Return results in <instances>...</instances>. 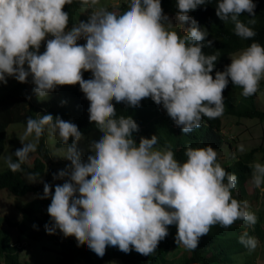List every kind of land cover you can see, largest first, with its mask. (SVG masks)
<instances>
[{
  "label": "clouds",
  "instance_id": "obj_1",
  "mask_svg": "<svg viewBox=\"0 0 264 264\" xmlns=\"http://www.w3.org/2000/svg\"><path fill=\"white\" fill-rule=\"evenodd\" d=\"M73 2L0 0V82L7 84L13 77L27 83L31 75L39 99L57 86L79 84L90 101L89 121L102 133L91 142L94 154L85 161L76 148L83 139L78 125L50 113L27 118L26 131L19 137L23 147L14 154L18 159H7L14 173L23 171L22 165L37 150V144L26 142L29 136L34 134L38 142L47 128L66 145L72 138L65 157L71 163L53 174L54 179H67L55 186L54 194L44 183L40 197L51 198L47 212L52 223L45 225L46 231L53 234L58 229L65 237L74 236L77 246L87 244L102 258L109 245L126 254L134 249L150 256L169 235L170 225L178 229L175 242L189 250H195L213 226L230 228L238 220L256 225L258 217L249 211L248 201L232 196L237 176L217 162L212 146L187 147V159L181 163L170 146L155 147V134L141 137L137 144L133 133L139 131L138 123L131 116H117L112 101L139 107L150 97L183 133L193 132L203 117L223 116L229 78L246 98L258 92L264 79V46L253 42L231 56L232 62L213 78L219 57L202 51L209 32L194 19L182 38L170 31L172 22L161 0H130L128 10L119 15L97 7L100 0H78L92 14L87 22L68 29L69 13L63 9ZM210 2L177 0V19L189 21L190 12ZM255 8L253 0H218L216 14L248 40L257 33L239 17L248 13L253 17L248 24H255ZM49 34L54 38L40 53ZM81 38L86 44L77 43ZM212 45L213 40H207V46ZM84 71H91L92 78L85 80ZM238 150L243 152V145ZM249 167L252 183L264 193V164L253 162ZM34 175L28 174L30 182H36ZM239 242L249 251L259 244L247 231Z\"/></svg>",
  "mask_w": 264,
  "mask_h": 264
},
{
  "label": "trees",
  "instance_id": "obj_2",
  "mask_svg": "<svg viewBox=\"0 0 264 264\" xmlns=\"http://www.w3.org/2000/svg\"><path fill=\"white\" fill-rule=\"evenodd\" d=\"M218 0H211L210 3L199 6L196 10L189 13L190 20L187 24V30L192 26L194 19L202 30L209 32L208 37L204 41L202 51L205 54H215L219 58L215 62V68L211 75L215 78L216 71H224L226 66L231 62L227 59V54L237 48L249 46L253 42L264 46V0H253L256 4L255 8V24H248L253 17L248 13L242 14L239 19L253 28L257 35L251 39L245 40L237 36L234 32V24L229 21L225 23L216 14ZM78 0H74L72 5H65L64 11L69 13V24L78 18ZM164 13L177 14V0H161ZM207 40H213L211 47L207 46ZM27 68V64L25 65ZM85 80L87 77L83 74ZM7 84L0 82V153L4 147L5 128L9 121L17 120L27 124V118L32 117L38 119V114H52L53 117L60 116L62 119L67 116L68 108L78 112L79 116L70 120V122L78 125L79 130L87 133L91 129L100 131L94 122L89 121L90 101L86 99L85 94L81 91L80 85H64L50 92L48 96L37 97L33 91L35 85L32 83L31 75L28 77L27 83L18 82L13 77L7 78ZM260 87H264V80L260 81ZM63 91L64 100L60 103L55 99L49 98L57 91ZM242 88L235 86L229 78V83L223 92L225 111L224 114H233L237 116H250L264 118V108L256 106L254 97H244ZM46 98L45 105L41 104V99ZM49 98V99H48ZM53 102V103H51ZM114 104L117 116H131L139 125V131L133 133V138L137 144L141 137L151 138L154 134L158 137V146H164L175 154V158L183 163L186 161L185 149L189 146L200 148L212 146L214 149L220 146L224 140L221 131L220 118L210 120L203 117V123L199 129L190 133H183L181 128L176 126L173 120L167 115L162 105H157L150 97L141 101L139 107H130L126 103ZM35 144L37 150L31 160L30 171L34 176L43 175L41 181L28 182L22 175V171L12 172L9 167L0 169V187L5 186L13 193H24L26 191H35L36 196L27 199L20 205L22 219L20 221L6 219L11 224H19L24 229L25 219H33V213L42 211V216H34L40 229L38 234H46L53 238L58 244L59 255L54 261L44 264H103L111 261L112 257H119L125 264H220L229 260L231 255H240L242 264H254L255 251H249L239 242V237L245 231L250 236L255 234L261 238L264 228L261 219H264V197L262 198L261 209L255 214L258 222L254 226H249L243 221H236L230 228H223L219 225L213 226L208 235L203 236L199 240V245L195 250L186 249L183 246L181 253H173L170 250L175 242L177 234V226L170 225L169 235L158 244L157 249L150 256H144L137 253L134 249L130 253H124L119 250L118 246H107L105 255L101 258L90 250L87 244L77 246V240L74 236L65 237L58 229L55 233L49 234L45 225H51V217L47 212L49 199L40 197L43 195L44 183L52 186V192L55 191L57 183L48 181L53 167L47 165L50 160L48 148L45 144L44 134L37 142L35 136ZM72 141L70 138L69 143ZM56 144H64L60 137L56 140ZM260 151L264 157V144L251 147L236 155V158L223 163V168L227 172L235 174L238 178L236 189L232 190V196L236 199L246 197V188L244 182L252 176L250 164L255 162V152ZM90 178V177H89ZM256 190H258L256 188ZM5 218V217H4ZM31 236H37L31 233ZM19 247L15 245L10 238L8 230L0 226V264H30L28 261L22 260L18 256ZM176 250V249H175ZM168 252H171L168 255Z\"/></svg>",
  "mask_w": 264,
  "mask_h": 264
},
{
  "label": "rangeland",
  "instance_id": "obj_3",
  "mask_svg": "<svg viewBox=\"0 0 264 264\" xmlns=\"http://www.w3.org/2000/svg\"><path fill=\"white\" fill-rule=\"evenodd\" d=\"M130 0H100V4L97 7L107 8L108 11H112L119 14L127 11L129 8ZM92 9L78 6V18L71 24H68V29H71L73 25H78L80 21L87 22L89 17L92 14ZM172 22V27L170 31H175L182 38L184 35L188 34L187 22H180L177 19V14L165 13ZM167 27V22L165 23ZM54 37L49 34L44 41L41 43L40 53H43L46 50V43L48 39ZM78 44H86V40L81 38L77 41ZM250 46V45H249ZM249 46H243L237 48L227 54V59L232 62L231 56L239 55L244 49ZM83 74L87 79L92 78L91 71H84ZM264 80V79H262ZM261 80V81H262ZM256 106L264 108V87L259 86V90L256 94L253 95ZM55 99V102L60 103L64 100L63 91H57L51 97ZM48 98V99H49ZM41 104L45 105L46 98L41 99ZM53 103V102H51ZM46 106V105H45ZM79 116L78 112H75L68 108L67 116L63 118L65 121H70L71 119ZM38 117H42V114H38ZM221 122V131L224 136V140L215 150L218 153L217 162L223 166V163L231 160L233 153L236 155L240 153L238 146L243 145L244 150H247L251 147H255L259 144H264V118L260 119L258 117L250 116H237L233 114H223L220 117ZM27 124L22 123L17 120L9 121L5 128V140L4 147L0 153V169L8 167L7 159L12 157L13 161L18 159L15 157V152L17 149L23 147L22 142L19 137L23 136L26 131ZM83 133V132H82ZM102 136L101 131L96 129H91L87 133H83V139L76 144L77 150L81 153V158L87 160V157L90 154H94L90 150V144L92 141H98ZM45 144L48 148L50 155V160L47 162V165L53 167L52 172L48 178V181L55 182L57 184H63L67 177L63 179H54L53 174H57L60 170L66 168L67 165L71 163L65 157L68 155V148L72 144V141L66 144H56V140L59 138L58 133L53 134L47 128L44 131ZM26 142L35 143L34 134L27 138ZM157 149H166L164 146H155ZM34 153L30 154L29 162L22 165L23 171L21 172L22 177L28 181V174L32 173L29 169L31 166V160L34 156ZM255 162H260L264 164V157L261 156L260 151L255 152ZM43 175L36 177L34 176L35 181H41ZM246 188L245 200L249 203V211L256 212L261 209L262 198L264 193L258 189L252 183V176L248 177L244 182ZM54 194V192H53ZM36 196L34 191H26L24 193H13L8 190L5 186L0 187V226L8 230L10 234L11 241L19 247L18 256L20 259L28 261L30 264H44L46 262L54 261L58 255V244L46 234H38L40 229L39 224H37L36 218L42 216V211L34 212L33 219L26 218L24 229H21L19 224H11L6 219L20 221L22 219V212L20 205L23 201L30 199ZM49 205L51 203V198L49 197ZM239 200H244L243 198ZM36 216V218H34ZM5 217V218H4ZM261 224L264 228V219H261ZM35 226V227H34ZM31 233L37 234V236H31ZM259 241L258 247L255 251L254 264H264V233L261 238L253 234ZM176 249V250H175ZM183 245L172 244L170 250L173 253H181ZM171 252H168L170 255ZM1 259V256H0ZM226 262L220 264H242V258L240 255H231ZM112 264H125L119 257L115 256L111 258ZM1 263V260H0ZM110 263V262H108ZM80 264H83L80 262ZM111 264V263H110Z\"/></svg>",
  "mask_w": 264,
  "mask_h": 264
},
{
  "label": "built area",
  "instance_id": "obj_4",
  "mask_svg": "<svg viewBox=\"0 0 264 264\" xmlns=\"http://www.w3.org/2000/svg\"><path fill=\"white\" fill-rule=\"evenodd\" d=\"M103 264H110V263H103Z\"/></svg>",
  "mask_w": 264,
  "mask_h": 264
},
{
  "label": "crops",
  "instance_id": "obj_5",
  "mask_svg": "<svg viewBox=\"0 0 264 264\" xmlns=\"http://www.w3.org/2000/svg\"><path fill=\"white\" fill-rule=\"evenodd\" d=\"M110 263L112 264L113 262L110 261Z\"/></svg>",
  "mask_w": 264,
  "mask_h": 264
}]
</instances>
